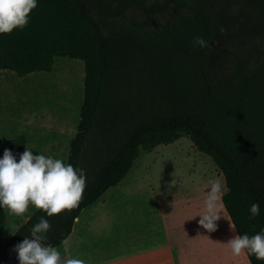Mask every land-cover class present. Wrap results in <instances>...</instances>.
Wrapping results in <instances>:
<instances>
[{
  "label": "trees",
  "instance_id": "16d2710c",
  "mask_svg": "<svg viewBox=\"0 0 264 264\" xmlns=\"http://www.w3.org/2000/svg\"><path fill=\"white\" fill-rule=\"evenodd\" d=\"M160 13L167 18L154 21ZM29 16L22 29L0 34V70L24 77L51 71L59 56L84 62L66 163L83 169L86 183L78 207L51 217L37 209L6 242L0 208V251L31 237L41 216L51 225L42 243L61 245L141 149L183 136L222 172L221 200L237 234L264 228V0H38ZM197 36L210 47L195 44ZM27 144L20 134L7 149L18 158Z\"/></svg>",
  "mask_w": 264,
  "mask_h": 264
},
{
  "label": "rangeland",
  "instance_id": "374dc122",
  "mask_svg": "<svg viewBox=\"0 0 264 264\" xmlns=\"http://www.w3.org/2000/svg\"><path fill=\"white\" fill-rule=\"evenodd\" d=\"M165 18L166 14L160 13L153 20ZM84 77V62L63 56L56 58L49 72L21 77L13 71L0 70L1 151L16 136L26 134L27 147L34 154L53 156L66 163L70 141L77 133L80 120ZM140 152L133 170L109 189L105 202L99 199L89 206L82 220L86 221V217L96 212L91 222L120 226L126 224L130 213L137 215L141 213L139 210L159 208L167 224H176L181 233L188 224L200 235L211 233L198 222L205 211L210 181L215 180L221 185L216 201L219 208L216 230L226 234L229 219L221 196L227 187L222 172L210 156L200 152L187 136ZM5 210L7 224L2 240L7 241L11 230L24 224L37 208L30 204L21 216Z\"/></svg>",
  "mask_w": 264,
  "mask_h": 264
},
{
  "label": "clouds",
  "instance_id": "9594fccd",
  "mask_svg": "<svg viewBox=\"0 0 264 264\" xmlns=\"http://www.w3.org/2000/svg\"><path fill=\"white\" fill-rule=\"evenodd\" d=\"M38 0H0V34L10 33L15 28L22 29L30 19L29 13L37 6ZM223 31V29H221ZM194 43L201 48H209L208 41L195 37ZM86 177L83 169L65 163L60 158L34 154L25 146V150L16 155L10 149H4L0 156V208L16 216L26 212L31 204L51 217L64 210L78 207L85 188ZM221 185L219 181H210V188L205 200V211L199 224L209 232L216 230L215 221L219 219V199ZM250 217L260 215L259 202H253L249 208ZM51 225L45 216L35 223L30 239H24L13 245L18 264H85L79 258H62L61 252L51 244H44ZM13 232L12 234H14ZM233 255L239 256L246 251L257 260H264V228L256 234L234 235L228 242ZM62 244L67 247L69 240Z\"/></svg>",
  "mask_w": 264,
  "mask_h": 264
},
{
  "label": "crops",
  "instance_id": "0c3cea01",
  "mask_svg": "<svg viewBox=\"0 0 264 264\" xmlns=\"http://www.w3.org/2000/svg\"><path fill=\"white\" fill-rule=\"evenodd\" d=\"M109 189L99 198L103 202ZM88 207L76 218L67 238L69 245L56 246L62 258H79L85 264H251L246 251L235 256L228 246L227 242L238 234L225 208L229 219L226 234L215 230L200 235L192 224L186 225L183 233L176 224L168 225L159 208L130 213L125 225L105 226L90 221L96 212L82 220Z\"/></svg>",
  "mask_w": 264,
  "mask_h": 264
},
{
  "label": "water",
  "instance_id": "95a60500",
  "mask_svg": "<svg viewBox=\"0 0 264 264\" xmlns=\"http://www.w3.org/2000/svg\"><path fill=\"white\" fill-rule=\"evenodd\" d=\"M30 239L34 237H29ZM13 247L6 248L0 251V264H18L16 253L12 250Z\"/></svg>",
  "mask_w": 264,
  "mask_h": 264
}]
</instances>
